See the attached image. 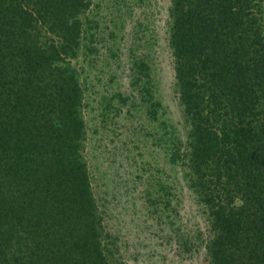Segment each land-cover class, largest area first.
Wrapping results in <instances>:
<instances>
[{
  "label": "trees",
  "instance_id": "1",
  "mask_svg": "<svg viewBox=\"0 0 264 264\" xmlns=\"http://www.w3.org/2000/svg\"><path fill=\"white\" fill-rule=\"evenodd\" d=\"M90 0H0V264H111L69 68ZM210 264H264V0H173Z\"/></svg>",
  "mask_w": 264,
  "mask_h": 264
},
{
  "label": "rangeland",
  "instance_id": "2",
  "mask_svg": "<svg viewBox=\"0 0 264 264\" xmlns=\"http://www.w3.org/2000/svg\"><path fill=\"white\" fill-rule=\"evenodd\" d=\"M172 6L90 0L69 59L84 91L83 156L111 264H210L214 228L192 184Z\"/></svg>",
  "mask_w": 264,
  "mask_h": 264
}]
</instances>
